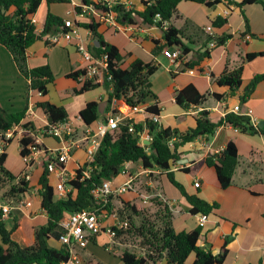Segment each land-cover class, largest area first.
<instances>
[{
	"label": "crops",
	"instance_id": "0c3cea01",
	"mask_svg": "<svg viewBox=\"0 0 264 264\" xmlns=\"http://www.w3.org/2000/svg\"><path fill=\"white\" fill-rule=\"evenodd\" d=\"M103 1L107 3L115 0H88L90 5ZM116 1L131 2L136 11L144 10L141 0ZM230 1L233 3H228ZM242 1L223 0L215 7L190 1H183L178 5V14L170 25H174L181 31L183 43L191 50L183 57L180 65L172 64L162 51L156 53V48H162L166 43L164 30L156 26L143 25L141 22L135 26L126 25L119 23L117 18L100 23L96 19L99 23L98 33L103 40L120 51L123 57V68H129L138 60L157 67L150 82L161 110L160 126L186 133L196 127V117L201 111H208L211 121L218 123L226 114L233 113L236 107L244 109L245 112L252 110L253 118L258 123L264 122V80L257 85L245 103L241 101L252 79L259 74H264V56H257L251 62L244 64L242 85L235 92L232 93L229 87L220 86L216 81L227 67L235 69L240 65L237 47L243 55L264 53L263 7L260 4L239 7L238 4ZM83 5H86L83 0H43L33 16L36 20L37 32L43 31L49 14L67 19V12L75 13ZM90 17L92 15L79 17L73 14V20L80 25L83 42L93 52V46L99 47V45L91 31L84 28V25L90 23ZM219 18L224 19L225 23L215 26L213 22ZM207 27L212 28L213 37L230 36V38L224 45L210 50L209 57L195 66H190L209 46L210 34L205 30ZM246 35L252 38L246 40ZM75 44L65 42L52 44L48 36H45L27 51V55L30 68L49 65L55 76V81L51 84V89L49 88V94L41 98L35 97L36 103L50 102L65 108L69 115L68 122L75 127V137L81 139L86 137L87 130L96 129L99 123L104 122L111 109L105 113L106 105L100 119L91 126H87L81 119L80 112L89 102L101 104L109 95L103 86L104 82H100L101 86L97 89L82 94L76 92L82 88L84 82L67 77L72 72L83 70L85 63ZM190 69L195 70V73H189ZM61 79L67 80L68 83L57 87L56 82ZM28 84V80L20 74L11 53L0 46V106L10 112L24 110L27 106ZM189 85H193L201 94L206 95V101L198 107L186 110L175 102V95ZM216 94L222 95L224 99L217 100L214 96ZM36 113L38 117L32 122L35 129L34 140H40L41 145L50 151L57 149L60 146L59 140H45L48 136H42L40 132L41 127L48 122L47 115L38 106ZM145 118V113H139L135 116V123H144ZM21 129L23 127L18 126L13 141L18 138L23 165L13 171L7 165L9 158L6 162L7 168L16 176L22 175L26 169L21 155ZM147 136L145 132L142 136L143 144H146ZM231 140H235L237 145L239 165L233 177V184L223 189L216 169L208 165L207 160L219 154ZM179 141L175 138L173 143H179ZM8 149L9 147L6 150L7 154ZM253 150H258L264 155V136L244 134L225 126H221L211 137H200L178 148L179 158L172 163L171 167L176 181L185 188L187 194L218 205V208L207 216V222L204 225H200L199 222L202 214L190 213L191 205L181 191L170 182L167 174L158 169H146L141 163L135 162L127 163L123 173L112 180L114 188L122 186L130 177L134 182L130 192L111 197L113 209L111 213L118 210L122 201L129 202L138 197L142 200L146 197H158L171 209L173 226L177 233L190 232L201 227L203 240L200 245L207 247L214 255L220 254L225 242H228V254L223 264H264V167L257 169L252 165L250 154ZM85 162V145L82 144L81 148L73 150L65 168L72 174ZM45 165L50 168L49 179L55 187L56 174L60 170V165L55 161L53 153L52 155L51 153L43 154L29 171L31 189L22 200L24 203H31V206L10 205L0 201V212L3 214L0 219L9 230H12L13 240L24 248L34 244L36 229L46 226L49 221L48 214L41 207L39 185ZM36 171H39V174L34 182L32 179ZM52 179H55L54 183ZM144 179L147 180L146 189L140 186L141 180ZM195 183H200V187L196 188ZM6 205L11 208L9 214H4L2 211V207ZM110 214L103 220L105 231L93 238L86 249L78 251L82 264L90 261L107 264L101 256V251L121 261L119 256L127 244L111 243L106 232L112 225ZM49 245L57 249L63 246L59 239L55 238L49 241ZM194 259L193 254L189 257L188 263L192 264Z\"/></svg>",
	"mask_w": 264,
	"mask_h": 264
},
{
	"label": "trees",
	"instance_id": "16d2710c",
	"mask_svg": "<svg viewBox=\"0 0 264 264\" xmlns=\"http://www.w3.org/2000/svg\"><path fill=\"white\" fill-rule=\"evenodd\" d=\"M42 1L0 0V46L11 53L20 74L28 80L27 95L30 90H34L42 92L43 96H46L49 94V86L55 81V76L49 65L36 68L29 67L27 51L45 36L58 33L64 25L63 18L49 14L43 31L37 32L36 26L32 24V18L37 13ZM83 1L86 5H90L88 0ZM183 1L215 7L223 0H141L144 6V10L141 12L134 8L127 10L122 1H119L113 9H109L104 1L92 6L100 15L112 10L116 13L119 23L135 26L141 22L143 25L156 26L164 30L166 43L162 48L157 47L156 53L179 48L183 56H186L191 50L183 43L181 31L174 25H170V22L178 14V5ZM228 3L232 4L233 1ZM251 4H260L264 10V0H243L238 6L244 7ZM158 16L160 17L158 18ZM90 18V23L84 25V28L92 31L95 40L100 43L99 47L93 46V52H91L97 57L106 54L109 58V68L103 83L109 95L105 113L112 108L114 99L122 100L131 107L146 106L145 121L141 124L135 123L134 132H131L130 125L127 123H122L118 128L109 131L95 155L90 177L82 179L83 171L86 170L87 166L78 170L76 177L66 182V188L69 189V192L65 198L57 196L56 189L49 179L50 168L45 165L39 185L41 187V207L48 214V224L37 228L34 244L24 248L13 240L12 230H9L4 221L0 219V264H60L66 261L70 256L68 247L62 246L57 249L49 245L52 238L59 239L63 233L60 226L61 220L76 212L99 208L100 205L92 196L91 191L104 181L117 178L129 162L141 163L146 169H158L167 174L170 182L181 191L191 205L190 213L208 216L218 208V205L210 204L196 196L187 194L185 188L176 181L174 173L171 171L172 163L179 158L178 148L197 138L213 136L221 126L231 127L244 134L264 136V129L254 126L242 108L238 114H226L218 123L212 122L210 113L203 110L196 117V127L186 133L160 126L154 121V117L160 116L161 110L157 102V95L153 92L150 82V78L156 72L157 67L138 60L129 68H123V57L120 51L117 47L103 40L98 33L99 23L95 17ZM224 23L225 20L222 18L213 22L215 26ZM165 24H168L167 29H165ZM229 38L230 36L216 38L210 35L208 43L215 41L217 46H221ZM237 53L240 57V65L235 69L227 67L222 76L216 79L220 86L229 87L232 93L242 85L244 64L251 62L257 56H264V53L243 55L239 51V47H237ZM209 56L210 50L207 48L200 54L198 60L190 66H195ZM82 75H85L84 70L72 72L67 78L79 81ZM108 76H111L110 80ZM263 80L264 74H259L252 79L241 98L243 103L247 101L257 85ZM100 86L99 83L94 84L92 81H87L76 92L82 94ZM214 96L217 100L224 99L222 95L216 94ZM205 101L206 95L201 94L193 85L187 86L175 95V102L186 110L191 107H198ZM37 106L47 115L50 124L66 122L69 119V115L63 107L50 102L37 103ZM26 111L27 106L19 112H10L0 106V201L4 204H20L31 189L29 180L19 178L6 166L8 158L6 150L13 141V138L6 139V133L15 127L22 126L26 131L33 132L30 135L26 131L23 132L20 140L21 155L25 157L30 153L28 146L33 143L35 129L31 121L25 122ZM80 116L87 126L93 125L101 117L99 103L89 102L80 112ZM145 132L151 138L149 144H143L142 136ZM175 138L180 141L173 143V147H171L170 143ZM250 158L255 168L264 167L262 152L253 150ZM207 163L216 169L222 188H229L233 184V177L239 165V154L235 140H231L221 154L209 158ZM152 200L151 204H145L138 197L129 202L122 201L118 208L121 218L125 219L123 218L124 215L127 216L130 223L127 230H117V237L120 238L133 233V235L143 239L145 246H147L146 251H141L136 246L126 243L127 245L123 247V253L119 256L123 264H162L163 262L165 264H189L188 259L193 254L195 259L192 264L224 263L228 254V242H225L220 254L214 255L207 247L200 245L203 240L201 227L190 232L177 233L173 226V214L166 202L158 197H152ZM112 210L110 200L106 211L110 214ZM154 210H156L157 215H160L161 223L158 226L150 218L151 213L149 212ZM2 216L3 214L0 212V218ZM138 218L141 219L140 225L134 222ZM87 264L102 263L90 261Z\"/></svg>",
	"mask_w": 264,
	"mask_h": 264
},
{
	"label": "built area",
	"instance_id": "2783aa9c",
	"mask_svg": "<svg viewBox=\"0 0 264 264\" xmlns=\"http://www.w3.org/2000/svg\"><path fill=\"white\" fill-rule=\"evenodd\" d=\"M118 3L119 1L115 0L113 2H107L105 5L108 6L109 9H113L116 5H118ZM125 7L127 10H130L133 8V5L131 2H127L125 3ZM73 14L78 15L79 17L92 15V17L98 19L99 23L116 19L117 15L112 10L100 15L96 12L95 8L92 5H83L75 13H73V11L67 12L68 17L67 19H64V25L60 28V31L58 33L47 35L49 41L52 44H59L62 42L68 44L76 43V49L82 56V59L85 63V67L83 69L85 71V75H82L79 78V81H83L84 83L87 81H92L94 84L104 82L106 72L109 68L108 55L104 54L100 57H97L91 52V50H89L88 46L83 42L81 38L80 26L73 20ZM159 17L160 16H158V18ZM32 24H36V20L34 18H32ZM167 27L168 24H165V29H167ZM205 30L210 35H212L211 27H207ZM251 38L252 37L250 35L245 36L246 40H250ZM216 46L217 42L212 41L209 43L208 49L212 50ZM162 53L171 61L172 64H182L184 56L179 48L168 49L163 51ZM189 73L194 74L195 70L190 69ZM108 79L110 80L111 76H108ZM35 97L41 98L43 97V93L34 90L29 91L26 111L27 122H33L38 117L36 113L37 103L35 101ZM145 110L146 106L138 105L131 107L122 100L114 99L111 111L108 114L106 120L99 123L96 129L87 130L86 137H83L81 139H77L75 137V127L68 121L60 122L57 124H50L49 122H45L44 126H42L40 129L41 135L59 140L60 146L57 149L50 151L41 145L40 140H33V143L28 146V150L30 153L27 156L23 157L26 169L22 173V175L19 176V178H25L26 180H29V171L31 170L33 164L40 158V156L47 153H51L52 155L53 153L55 161L60 165V170L56 174V193L59 198H65L67 193L69 192V189L66 188V182L70 179H74L77 175L78 170H82L87 166L86 170L83 171L82 179L90 177V174L93 170L92 163L95 160V155L98 152L102 140L106 136V134L109 131L118 128L122 123H127L128 125H130L131 132H134L135 116L139 113H145ZM233 113H240V107H236L233 110ZM245 115H247L251 119V122L254 126L258 127L259 123L256 119L253 118L252 110H248ZM154 121L156 123H159V117H154ZM17 128L18 126L13 130L7 132L6 139L13 138ZM25 131L26 130L24 128L21 129V136ZM26 132L29 135L32 134V131L30 130H27ZM150 140L151 138L148 135L145 139V142L147 143ZM82 144L85 145L86 162L83 166H79L74 173L70 174L65 168V165L70 160L73 150L81 148ZM170 146L173 147V142L170 143ZM223 150L224 149H222L219 154H221ZM133 182L134 180L130 177L122 186L114 188L112 180L104 181L100 186L95 187L91 191L92 196L100 205L99 208H96V210H83L80 212H76L74 214L65 216L61 220L60 226L63 230V233L60 236L59 241L63 246L68 247L70 256L66 261H63L60 264H82V260L78 251L86 249L92 238L100 235L105 231L103 220L109 215V213L106 211V207L109 205L111 197L113 195L119 196L130 192L133 188ZM194 186L196 188H199L200 183H195ZM145 202H147V197L145 199ZM23 204H25L26 206H31V203L20 202L21 206ZM10 210L11 208L9 205L2 207V211L4 214H9ZM110 217L112 219V225L108 227L106 232L111 240V243H115V240L117 238V230H127L129 228V221L126 219H122L119 216L118 212L111 213ZM199 222L200 225H204L207 222V216L201 215Z\"/></svg>",
	"mask_w": 264,
	"mask_h": 264
},
{
	"label": "rangeland",
	"instance_id": "374dc122",
	"mask_svg": "<svg viewBox=\"0 0 264 264\" xmlns=\"http://www.w3.org/2000/svg\"><path fill=\"white\" fill-rule=\"evenodd\" d=\"M56 83H57V87H60V84H61V86H63L66 83H68V81L65 80V79H61V80L57 81ZM49 88L51 89V85L49 86ZM52 91H53V88H52ZM47 139L53 140V138H50V137L45 138V140H47ZM8 150H9L8 151V156H9L8 158L9 159H8V163H7L8 167L11 170H13V171L16 168L22 167L23 162H22V159H21V156H20V153H19L18 138H16L12 142V144L9 146ZM38 174H39V171H36L34 176H33V179H32L33 181L36 179ZM141 181H142V182H140L141 188L142 189H146V187H147L146 181L147 180L144 179V180H141ZM52 182L54 183L55 179H52ZM127 195H129V194H127ZM143 201H144L145 204H150V202H153L152 197H147V202H145L144 199H143ZM115 212H118L119 216L121 217V213L118 210L115 211ZM149 213H151V217L150 218H151L152 222L158 226L161 223L160 220H159L160 219V215H157L156 210H154L153 212H149ZM123 218H125V219L127 218L129 223H130V220H129V218L127 216L125 217V215H124ZM140 221H141L140 218L134 220V222H136L137 225H140ZM115 242L118 243V244H119V242H121V243L123 242V243H127L129 245H134L137 248L141 249V251H146V249H147V246H145V241L143 239H141L140 237H137L136 235H133V233L131 235L122 236L120 238L117 237ZM101 252H102L101 256H102V258L105 260V262L107 264H123L122 261H120L118 258H115L114 256L108 254L107 252H104V251H101Z\"/></svg>",
	"mask_w": 264,
	"mask_h": 264
},
{
	"label": "water",
	"instance_id": "95a60500",
	"mask_svg": "<svg viewBox=\"0 0 264 264\" xmlns=\"http://www.w3.org/2000/svg\"><path fill=\"white\" fill-rule=\"evenodd\" d=\"M97 43L100 46V43L98 41H97ZM108 99H109V97L107 96L105 98V100L101 104H99V112H100V114H103V112L105 110V107L108 104ZM258 127L261 128V129H264V122H260L258 124ZM146 144H149V142H147Z\"/></svg>",
	"mask_w": 264,
	"mask_h": 264
}]
</instances>
